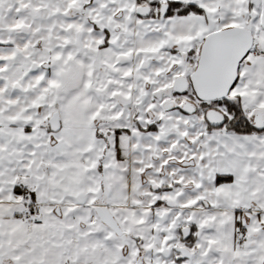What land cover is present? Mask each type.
Instances as JSON below:
<instances>
[{"label":"snow or ice","instance_id":"snow-or-ice-1","mask_svg":"<svg viewBox=\"0 0 264 264\" xmlns=\"http://www.w3.org/2000/svg\"><path fill=\"white\" fill-rule=\"evenodd\" d=\"M0 264H264V0H0Z\"/></svg>","mask_w":264,"mask_h":264}]
</instances>
